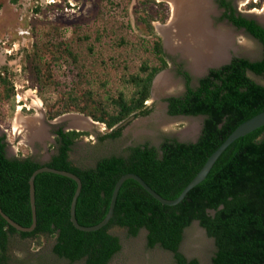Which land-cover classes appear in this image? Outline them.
Returning <instances> with one entry per match:
<instances>
[{
  "label": "trees",
  "instance_id": "16d2710c",
  "mask_svg": "<svg viewBox=\"0 0 264 264\" xmlns=\"http://www.w3.org/2000/svg\"><path fill=\"white\" fill-rule=\"evenodd\" d=\"M217 1L227 9L222 18L246 28L264 47L263 24L237 13L231 0ZM260 5L252 0L247 6ZM144 6L146 15L140 18L154 35L153 50L159 63L145 61L140 72L127 79L135 86L130 96L121 91L104 104H92L88 100L81 103L72 97L71 103L62 109L50 108V119L80 111L106 124L111 131L101 137L105 139L120 137L124 127H115L130 116L150 114L147 101L152 95L154 78L169 67L168 53L162 37L155 32L153 21L167 22L170 8L165 0H145ZM58 30L54 27L45 31L47 40L39 46L36 56L43 50L50 52L52 61L59 59L54 49L64 48L63 43L51 45ZM65 51L77 59L68 47L61 52ZM31 65L39 81L52 78L53 63L48 65L47 75L33 58ZM249 71L264 76V56L254 61L234 56L229 63L210 68L199 78L197 86L191 84V72L180 64L177 72L186 79L187 90L183 95L166 97L168 112L205 116L196 142L167 137L160 145L149 142L131 145L125 154L105 155L95 165L82 167L73 162L70 152L88 131L60 127L56 131L57 152L47 162L36 160L30 153L24 157L9 156L6 135L0 134V206L20 224L31 226L30 178L43 166L69 170L80 176L83 188L76 214L86 226L105 219L117 181L129 172L142 176L161 195L177 198L229 135L241 123L264 111V83L251 77ZM15 92L8 68L4 67L0 72V103L11 99ZM86 97L92 100L93 94L89 92ZM35 185L38 214L35 230L20 231L0 213V264H12L8 252L15 233L36 238L37 245L42 244L45 234H50L56 237L53 251L59 257L71 262L85 259L87 264H109L123 247L120 236L111 232L113 226L127 228L132 236L145 228L149 247L159 244L172 251L177 264H202L199 258H189L181 250L185 230L196 220L214 238L216 250L211 264H264V125L234 141L208 176L177 205L162 203L133 178L126 180L112 219L98 230H81L71 219L72 201L78 188L75 179L45 171L37 175Z\"/></svg>",
  "mask_w": 264,
  "mask_h": 264
},
{
  "label": "rangeland",
  "instance_id": "374dc122",
  "mask_svg": "<svg viewBox=\"0 0 264 264\" xmlns=\"http://www.w3.org/2000/svg\"><path fill=\"white\" fill-rule=\"evenodd\" d=\"M165 1H169V18L165 23L155 20L153 25L170 55L169 67L161 76L169 82L156 81L154 91L147 101L151 108L150 114L136 116L124 126L120 137L102 139L111 131L105 123L90 116L88 120V115L80 111L66 112L50 119L48 110L62 109L71 103L72 97L80 99L81 103L88 100L92 104H104L121 91L128 96L133 93L135 86L128 83L127 79L140 72L143 62L159 63L153 50L154 35L149 33L146 23L140 18L146 15L145 0H0V72L4 67L8 68L16 90L11 99L0 103V130L6 135L8 155L24 157L30 153L36 160L49 161L58 149L56 131L60 127L68 129L73 126L89 132L77 140L70 152L73 162L82 167L95 165L105 155L125 154L131 145L147 142L160 145L167 137L178 138L186 130L190 119L171 116L166 97L181 95L186 90L185 80L177 72L182 60L188 67L192 61L191 56L182 50L184 38L189 39L190 36L187 42L194 43L192 45L202 53L207 51L217 35L211 32V26L206 20L207 10L201 6L196 12L197 0H189L193 3L188 5L193 8L185 11L183 1L178 0L181 5L180 15L183 16L178 23H174L172 18V5L175 1ZM214 1L208 3L212 25L231 33L239 55L261 58V42L252 39L244 30L231 26L226 19L222 20L223 10ZM242 1L239 0L238 9L264 23V0H253L261 4L253 8H248L249 2L243 5ZM175 5L178 7V4ZM54 27L59 30L51 39V45L57 42L64 45L62 49H54L59 57L57 61H52L49 51L40 50V54L35 55L42 42L47 40L45 31ZM191 28L193 35L188 32ZM200 30L202 36H198ZM204 32L206 37L203 36ZM168 43L176 48H169ZM65 47L77 59L67 51L61 52ZM229 51L234 54L233 49ZM32 58L46 71L45 75L49 73L48 65L53 63L52 78L39 81L32 69ZM249 74L264 83L263 75L253 72ZM198 78L194 76V86L198 85ZM89 92L93 94L92 100L86 97ZM18 116L23 126L16 133L13 122ZM203 121L196 120L198 129L199 122L202 125ZM40 128L45 130L46 140L37 135ZM111 232L120 236L123 247L109 264H177L172 251L159 244L148 246V231L145 228L137 236L130 235L128 229L121 226H113ZM55 242V236L45 234L42 244L37 245L36 238L15 233L11 237L8 252L10 262L87 264L85 259L71 262L59 257L53 251ZM215 250L214 238L200 224L193 223L187 228L183 253L199 258L202 264H211Z\"/></svg>",
  "mask_w": 264,
  "mask_h": 264
},
{
  "label": "water",
  "instance_id": "95a60500",
  "mask_svg": "<svg viewBox=\"0 0 264 264\" xmlns=\"http://www.w3.org/2000/svg\"><path fill=\"white\" fill-rule=\"evenodd\" d=\"M161 1V0H158ZM210 1V0H209ZM208 0H201L202 3H200V6L203 7V9H207L206 15L208 16L206 20H208L212 32L215 31H220V29L222 28H216L212 25L211 22V17H210V12L208 10ZM169 2V1H167ZM249 2V1H248ZM247 2V3H248ZM235 3L238 4L240 3L239 0H235ZM245 3V4H247ZM243 4V3H242ZM244 5V4H243ZM205 15V16H206ZM249 17H252L250 15H248ZM258 20L259 23L263 24L264 23L259 20L258 18H256ZM228 20H226L227 22ZM229 24L231 26H234L232 22H229ZM213 27V28H212ZM235 27V26H234ZM216 28V29H215ZM236 28V27H235ZM243 30H245L244 28H242ZM252 39L258 40V38H256L255 36H253L252 34H250L249 32L247 33ZM260 41V40H258ZM230 49H233L234 53L239 55L237 53V48L235 46V40L233 38H231V46L228 47L227 50V55L226 57L219 61V62H214L211 64H208L203 70L201 71H197L194 70L192 68L191 65H189V69L192 72L193 76H199L202 77L204 75H206L208 73V69L211 67H220L223 64L229 63L232 58H233V54L229 52ZM249 58V56H247ZM251 60H255L253 58H249ZM167 69V68H166ZM166 69L160 71L156 77L154 78L153 81V85H152V93L154 91L155 85H156V81L162 76L163 72L166 71ZM171 96V95H170ZM135 115L130 116L129 118H127L126 120H124L123 122H121L120 124H118L115 128H119V127H124L125 125H128V123L132 120L135 119ZM173 117H179V118H186V119H205L204 115H198V116H193V115H180V116H173ZM88 120H90V117H87ZM204 123V121H203ZM201 123L199 122V129L197 130V132L195 134L192 135H186V130L183 131V133H180L178 135V138L180 141L183 142H187V141H193L196 142L199 137L200 134L202 132V127L203 124L201 125ZM264 125V111L256 114L255 116L249 118L248 120L244 121L243 123H241L230 135L229 137L220 145V147L218 149H216L213 154L208 158V160L206 161V163L204 164V166L201 168V170L197 173V175L193 178V180L185 187V189L183 190V192L181 193L180 196H178L177 198L174 199H170L167 198L163 195H161L158 191H156L142 176H140L139 174L135 173V172H129L126 173L124 175H122L120 177V179L117 181L116 185H115V189L113 192V196H112V201H111V206H110V210L107 214V216L105 217L104 220H102L100 223L96 224V225H92V226H86L83 225L79 222L78 218H77V214H76V208H77V202H78V198L81 194L82 188H83V181L80 178V176H78L76 173L69 171V170H63V169H57L54 167H50V166H43L38 168L37 170L34 171V173L32 174L31 178H30V197H31V205H32V210H33V224L31 226H24L22 224H20L19 222H17L16 220H14L10 215H8L3 208L0 206V213L3 215V217L15 228H17L20 231H33L36 229L37 227V223H38V214H37V204H36V185H35V180L36 177L39 173L41 172H54L57 174H62L68 177H71L73 179H75L78 183V188L77 191L73 197V201H72V206H71V219L74 223V225L81 229V230H85V231H94V230H98L104 226H106L110 220L112 219L114 212H115V206H116V202H117V198L120 192V189L122 187V185L124 184V182L130 178H133L135 180H137L150 194H152L156 199H158L159 201H161L164 204L167 205H177L179 204L181 201H183L185 199V197L188 195V193L190 192L191 189H193L195 186H197L198 184H200L210 173L211 169L213 168V166L215 165V163L217 162V160L220 158V156L223 154V152L237 139H239L240 137L249 134L250 132L258 129L259 127ZM65 129V128H64ZM71 129H77V130H81L80 128H75L73 126H70L68 129L65 130H71ZM41 128L38 130L40 131ZM42 133H44V137L46 140L47 134L45 133V130L42 131ZM39 136V135H38ZM194 223H198L200 224V222L198 220H196ZM204 228V227H203ZM205 229V228H204ZM206 231V229H205ZM186 232L187 229L185 230V237L184 240L181 244V250H182V246L186 240ZM1 253V251H0ZM189 257V255H187ZM189 258H193V257H189Z\"/></svg>",
  "mask_w": 264,
  "mask_h": 264
},
{
  "label": "bare ground",
  "instance_id": "6f19581e",
  "mask_svg": "<svg viewBox=\"0 0 264 264\" xmlns=\"http://www.w3.org/2000/svg\"><path fill=\"white\" fill-rule=\"evenodd\" d=\"M175 3H173L172 5V11H173V15H172V18H173V22L175 23H178L177 21H179L180 18H182L183 16L180 15L181 13V5H180V2L178 3V0H174ZM183 1V6H184V11L185 9L186 10H189V9H192L193 7H190L192 5L191 1L189 0H186L187 3ZM249 0H243L242 3L245 4L247 3ZM200 3L201 0H197V3H196V6L195 10H197L196 12L198 13V11L201 9V6H200ZM250 2V1H249ZM175 4H178V7H176ZM190 4V6L188 5ZM207 10V9H206ZM194 12V11H192ZM203 12V11H202ZM201 12V13H202ZM206 12V11H204ZM189 14V13H188ZM193 15V14H191ZM200 15V14H199ZM183 19V18H182ZM186 20V19H185ZM187 21V20H186ZM190 21V19L188 20ZM208 25V23H207ZM185 26V25H184ZM194 29V28H193ZM204 29V28H203ZM192 31V28L189 29V35H193L194 33H191ZM198 36H202V32L201 30L198 31ZM212 32V31H211ZM182 33V32H181ZM216 33V37H215V40L213 41V43L209 44L208 46V49L206 52H202L200 53L199 50H197V48H195L192 44L194 43H190V42H187L189 39H191V37L189 36V39L187 38H184V43H183V47H182V50L185 51L186 54L190 55L191 58H192V61H191V66L194 70H197V71H201L203 70L208 64H211V63H214V62H219L221 60H223L226 55H227V50H228V47L229 45L231 44V33L229 32H224L222 29H220V31H215L213 32V34ZM184 34V33H182ZM203 36L206 37V32L203 33ZM197 39V38H196ZM199 39V38H198ZM204 39V38H203ZM197 41V40H196ZM202 41V40H200ZM205 41V40H204ZM198 42V41H197ZM246 42V41H245ZM195 45V44H194ZM208 45V44H207ZM199 46V45H198ZM197 46V47H198ZM168 47L171 49H173L175 46H173V44H170L168 43ZM173 47V48H172ZM176 48V47H175ZM201 48V47H200ZM197 50V51H196ZM189 56V57H190ZM190 58V59H191ZM157 81H161L162 83L166 81V78H162L160 77ZM166 82H169L168 80ZM39 102V101H38ZM40 103V102H39ZM38 103V104H39ZM197 120V119H196ZM196 120H189L188 121V126L186 127V135H192V134H195L198 130V122H196ZM23 125L21 124L20 122V119H19V116L17 118H15L14 122H13V128L15 130L16 133H18L20 131V128L22 127ZM39 136H42L44 137V133L41 132V130L38 132Z\"/></svg>",
  "mask_w": 264,
  "mask_h": 264
},
{
  "label": "flooded vegetation",
  "instance_id": "af4514ba",
  "mask_svg": "<svg viewBox=\"0 0 264 264\" xmlns=\"http://www.w3.org/2000/svg\"><path fill=\"white\" fill-rule=\"evenodd\" d=\"M216 4H217V6L219 7V8H221L222 10H223V12H222V15L221 16H223V14H224V12L227 10L226 9V7H224V6H221L220 4H219V2L217 1V0H215L214 1ZM231 2H232V6L237 10V13H242L243 15H245V16H247V17H249L248 16V14H246V13H244V12H242V11H240L239 9H238V7H237V4L235 3V1L234 0H231ZM249 18H254V19H256V17H249ZM221 19L223 20V19H226V20H228V22H230L229 21V19L228 18H222L221 17ZM257 20V19H256ZM258 21V20H257ZM234 25V24H233ZM237 29H240V30H243L242 28H244V27H238V26H236V25H234ZM245 30V32L246 33H248V31L246 30V28H244ZM261 44H262V42H261ZM263 45V44H262ZM163 46H164V49H165V51L167 52V50H166V47H165V45H164V42H163ZM168 53V52H167ZM169 53H168V60H169ZM234 56H241V55H237V54H233V57ZM263 56H264V47H263ZM263 56L261 57V58H259V59H262L263 58ZM241 57H246V56H241ZM246 58H248V57H246ZM259 59H255V60H259ZM254 61V60H253ZM182 62H183V66H184V68L185 69H187V70H189L190 72H191V70L188 68V66H186V64H185V61L184 60H182ZM170 63V62H169ZM181 64V63H180ZM180 64H179V66H180ZM179 68V67H178ZM212 68V67H211ZM210 70V68L208 69V71ZM250 72H253V71H249V73ZM254 73V72H253ZM191 74H192V72H191ZM183 77V76H182ZM184 78V77H183ZM184 80H185V87H186V90H187V82H186V79L184 78ZM193 82H194V76H193V79H192V82H191V84L193 85ZM198 84H199V78H198ZM194 86V85H193ZM186 90H185V92H186ZM184 92V93H185ZM183 93V94H184ZM183 94H181V95H183ZM168 105H169V102L167 101V109H168ZM169 113V112H168ZM171 115V114H170ZM180 115H184V114H180ZM180 115H171V116H180ZM0 134L1 135H3L2 133H1V130H0ZM7 152H8V148H7Z\"/></svg>",
  "mask_w": 264,
  "mask_h": 264
},
{
  "label": "crops",
  "instance_id": "0c3cea01",
  "mask_svg": "<svg viewBox=\"0 0 264 264\" xmlns=\"http://www.w3.org/2000/svg\"><path fill=\"white\" fill-rule=\"evenodd\" d=\"M223 31H225L224 29H223ZM226 32V31H225ZM230 52V51H229Z\"/></svg>",
  "mask_w": 264,
  "mask_h": 264
}]
</instances>
